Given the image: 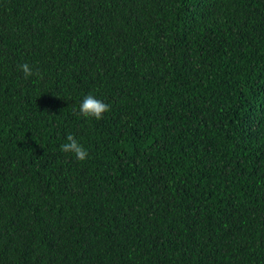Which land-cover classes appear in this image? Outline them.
I'll list each match as a JSON object with an SVG mask.
<instances>
[{
	"label": "trees",
	"instance_id": "trees-1",
	"mask_svg": "<svg viewBox=\"0 0 264 264\" xmlns=\"http://www.w3.org/2000/svg\"><path fill=\"white\" fill-rule=\"evenodd\" d=\"M0 264H264V0H0Z\"/></svg>",
	"mask_w": 264,
	"mask_h": 264
},
{
	"label": "clouds",
	"instance_id": "clouds-1",
	"mask_svg": "<svg viewBox=\"0 0 264 264\" xmlns=\"http://www.w3.org/2000/svg\"><path fill=\"white\" fill-rule=\"evenodd\" d=\"M20 69L26 79L36 74L28 63L20 65ZM109 111L110 105L91 93L85 95L79 103V112L86 119L99 121L103 119L105 114ZM60 148L62 152L74 156L80 162H85L89 158L86 147L72 134L65 137Z\"/></svg>",
	"mask_w": 264,
	"mask_h": 264
}]
</instances>
